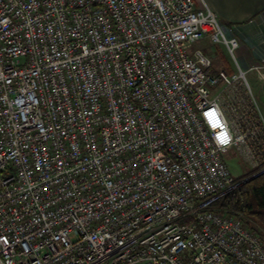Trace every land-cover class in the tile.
<instances>
[{"label": "built area", "instance_id": "obj_1", "mask_svg": "<svg viewBox=\"0 0 264 264\" xmlns=\"http://www.w3.org/2000/svg\"><path fill=\"white\" fill-rule=\"evenodd\" d=\"M236 31L195 0H0V264H264L208 207L225 154L264 156ZM206 36L238 74L190 50Z\"/></svg>", "mask_w": 264, "mask_h": 264}, {"label": "rangeland", "instance_id": "obj_2", "mask_svg": "<svg viewBox=\"0 0 264 264\" xmlns=\"http://www.w3.org/2000/svg\"><path fill=\"white\" fill-rule=\"evenodd\" d=\"M260 1L263 0H195V4L197 10H204L207 6L214 13H216L219 21L222 24H225L224 20L229 19L228 17L234 18L236 16H243L252 10L255 4ZM190 50H201L204 54H206L211 60L212 71L216 76H219L221 72L226 73L229 77H233L239 73L236 65V59L228 53L227 49L222 44L213 42L209 36H206L200 42L192 45ZM235 56L238 62H240L238 50L236 51ZM246 79L252 89L254 98L256 99V106L258 107L257 111L260 116H258V119L260 120V124L263 126L264 100L258 93L257 84L259 81L256 80L251 73H247ZM238 85L240 84L238 83ZM261 117L263 118L261 119ZM230 119H232V116H230ZM224 161L234 180L248 174L250 170L254 169L251 162L246 160V158L242 155L238 154L234 149L224 155ZM243 182H245V180ZM240 184H242V182L238 183L237 186ZM184 222L185 221H180V224H184Z\"/></svg>", "mask_w": 264, "mask_h": 264}, {"label": "trees", "instance_id": "obj_3", "mask_svg": "<svg viewBox=\"0 0 264 264\" xmlns=\"http://www.w3.org/2000/svg\"><path fill=\"white\" fill-rule=\"evenodd\" d=\"M260 138L264 140V133H261ZM262 170H264V156L261 157L259 167L235 179L236 187L214 200L208 207L219 213L242 218L247 224L258 230L264 242V171L258 174ZM256 174L258 175L255 176ZM247 179L249 180L237 186L238 183Z\"/></svg>", "mask_w": 264, "mask_h": 264}, {"label": "crops", "instance_id": "obj_4", "mask_svg": "<svg viewBox=\"0 0 264 264\" xmlns=\"http://www.w3.org/2000/svg\"><path fill=\"white\" fill-rule=\"evenodd\" d=\"M228 18L224 20V25L235 26L237 30L236 36L240 43L239 63L244 71L248 74L251 73L258 80V73L254 68L261 66V72L264 74V0L255 4L252 10L243 16ZM257 89L264 100L260 81L257 84Z\"/></svg>", "mask_w": 264, "mask_h": 264}, {"label": "snow or ice", "instance_id": "obj_5", "mask_svg": "<svg viewBox=\"0 0 264 264\" xmlns=\"http://www.w3.org/2000/svg\"><path fill=\"white\" fill-rule=\"evenodd\" d=\"M208 115L211 118L214 126H222L221 123H220V118L217 116V114L215 112H211ZM220 141H221V143L227 144L228 143L227 134L221 135L220 136Z\"/></svg>", "mask_w": 264, "mask_h": 264}, {"label": "water", "instance_id": "obj_6", "mask_svg": "<svg viewBox=\"0 0 264 264\" xmlns=\"http://www.w3.org/2000/svg\"><path fill=\"white\" fill-rule=\"evenodd\" d=\"M260 173H262V172H260ZM260 173H258V174H260ZM258 174H256L255 176H257ZM255 176H253V177H255ZM248 180H249V179L245 180V182L248 181ZM242 183H244V182H242Z\"/></svg>", "mask_w": 264, "mask_h": 264}]
</instances>
